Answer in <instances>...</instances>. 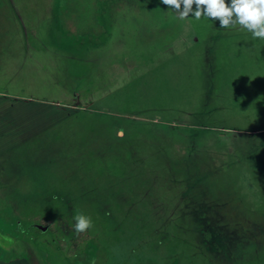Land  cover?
<instances>
[{
  "label": "rangeland",
  "instance_id": "374dc122",
  "mask_svg": "<svg viewBox=\"0 0 264 264\" xmlns=\"http://www.w3.org/2000/svg\"><path fill=\"white\" fill-rule=\"evenodd\" d=\"M0 264H264V40L161 0H0Z\"/></svg>",
  "mask_w": 264,
  "mask_h": 264
},
{
  "label": "clouds",
  "instance_id": "9594fccd",
  "mask_svg": "<svg viewBox=\"0 0 264 264\" xmlns=\"http://www.w3.org/2000/svg\"><path fill=\"white\" fill-rule=\"evenodd\" d=\"M161 3L179 13L181 20L190 16L196 20L202 17L209 20L218 19L221 29L246 30L254 39L264 40V0H230V3L228 0H161ZM116 135L122 138L123 129ZM73 219L77 234L84 233L94 226L92 218L83 213L75 215Z\"/></svg>",
  "mask_w": 264,
  "mask_h": 264
},
{
  "label": "crops",
  "instance_id": "0c3cea01",
  "mask_svg": "<svg viewBox=\"0 0 264 264\" xmlns=\"http://www.w3.org/2000/svg\"><path fill=\"white\" fill-rule=\"evenodd\" d=\"M198 39L197 38H192V39H190V38H188V39H183V40H180V41H182V43H184V44H188V45H195V43H196V41H197ZM199 41V40H198ZM87 60V59H86ZM91 61H92V59H91ZM74 63L75 64H80L81 63V61L80 60H75L74 61ZM207 63V62H206ZM93 77H91V79H92ZM93 81H92V83L94 82V81H96L95 79H92ZM94 88V86H93V84H91V90ZM99 88V87H98ZM100 88H101V86H100ZM74 90V89H73ZM112 91V90H111ZM64 92H66V91H64ZM99 92V91H98ZM81 94H83L81 91H79L78 89L76 90H74L73 91V93H72V95H70V97H69V94L67 93V96L65 95V96H61L59 99H60V102L59 103H61V101L62 100H64L62 103H66L68 100H73V101H76L75 103H78L79 102V98H80V95ZM99 98H101V92H100V96H99ZM57 109H59V108H57ZM61 109V108H60ZM91 112L93 113V114H96V112L95 111H92L91 110ZM75 113V115L77 116V115H79V113H81V111H76V112H72V114H74ZM109 114H112V113H109ZM125 116H127L126 114H124V113H120V114H118V115H116V117H114V118H117V119H119V120H121L122 122L124 121V117ZM139 119H143V118H139ZM121 122V123H122ZM155 124H157V123H155ZM157 125H159V124H157ZM121 126H123L122 124H121ZM118 130H120V129H118ZM118 137V136H117ZM118 139L119 140H122V138H120V137H118Z\"/></svg>",
  "mask_w": 264,
  "mask_h": 264
}]
</instances>
